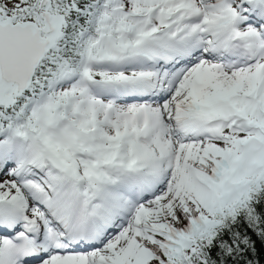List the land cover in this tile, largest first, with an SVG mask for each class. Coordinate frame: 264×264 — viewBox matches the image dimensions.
<instances>
[{
  "label": "snow or ice",
  "instance_id": "6c2138e0",
  "mask_svg": "<svg viewBox=\"0 0 264 264\" xmlns=\"http://www.w3.org/2000/svg\"><path fill=\"white\" fill-rule=\"evenodd\" d=\"M0 264H264V0H0Z\"/></svg>",
  "mask_w": 264,
  "mask_h": 264
}]
</instances>
